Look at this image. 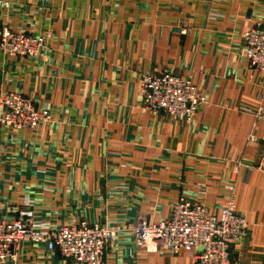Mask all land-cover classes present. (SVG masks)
I'll use <instances>...</instances> for the list:
<instances>
[{
	"label": "crops",
	"instance_id": "obj_1",
	"mask_svg": "<svg viewBox=\"0 0 264 264\" xmlns=\"http://www.w3.org/2000/svg\"><path fill=\"white\" fill-rule=\"evenodd\" d=\"M3 1L0 31L47 42L30 59L0 51V92L51 119L0 124V218L30 207L54 227L103 224L116 232L104 264H190L157 241L138 249L134 228L167 218L180 198L219 215L233 193L249 224L237 264H264V75L243 44L264 23V0ZM166 71L208 101L190 123L143 106L142 76ZM15 264L73 263L22 243Z\"/></svg>",
	"mask_w": 264,
	"mask_h": 264
},
{
	"label": "built area",
	"instance_id": "obj_2",
	"mask_svg": "<svg viewBox=\"0 0 264 264\" xmlns=\"http://www.w3.org/2000/svg\"><path fill=\"white\" fill-rule=\"evenodd\" d=\"M7 5L0 0V9ZM46 42L45 35L35 36L9 26L0 31V51L10 57L34 58ZM243 44L249 67L264 75V23L245 32ZM140 92L148 112L166 113L186 123L192 122L198 110L208 104L192 80L173 72L143 75ZM0 108V124L14 131L36 130L51 119L48 108L38 109L29 98L16 92H0ZM262 114L259 108L257 115ZM248 228L231 193L219 215L209 214L202 204L180 198L167 218L158 223L141 221L134 228V237L140 250H148L157 241L175 254L187 252L190 264H237L235 249L242 244ZM115 237L116 232L103 224L78 221L54 227L36 221L27 207L16 219L0 218V264H15L22 243L45 245L49 252H58L73 264H104Z\"/></svg>",
	"mask_w": 264,
	"mask_h": 264
}]
</instances>
